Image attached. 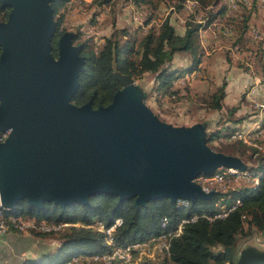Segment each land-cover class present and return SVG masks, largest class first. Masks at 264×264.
I'll list each match as a JSON object with an SVG mask.
<instances>
[{"label": "water", "instance_id": "1", "mask_svg": "<svg viewBox=\"0 0 264 264\" xmlns=\"http://www.w3.org/2000/svg\"><path fill=\"white\" fill-rule=\"evenodd\" d=\"M54 0H0L9 8L0 22V204L8 213L26 201L44 210L90 205L99 195L134 200L135 207L168 199L212 201L196 183L222 168L247 171L237 156L213 150L207 126H175L147 105L146 92L130 76L114 73L121 89L95 109L74 103L85 71L76 33L58 41ZM233 264H264V250L227 248Z\"/></svg>", "mask_w": 264, "mask_h": 264}, {"label": "trees", "instance_id": "2", "mask_svg": "<svg viewBox=\"0 0 264 264\" xmlns=\"http://www.w3.org/2000/svg\"><path fill=\"white\" fill-rule=\"evenodd\" d=\"M110 1L104 0L101 5L108 4ZM160 1L168 3L177 12L186 11L189 2L196 4L195 12L189 16L186 22L184 36L177 34L170 19L167 18L160 27L148 30L139 49L135 47V42L131 39L122 43L120 40L109 38L99 50H96L95 46H90L89 42H85L82 44V54L86 64L85 71L80 77V90L74 98L76 105L82 106L92 102L95 109L100 106H109L116 93L121 89V84L114 78L115 72L130 76L136 82L144 75L151 74L156 78L157 91L171 97L175 94L172 89L179 73L187 75L200 69L204 54L200 40V33L203 29H208L215 21L222 18L226 25L231 27L230 33L234 35L232 39L235 40L233 47L242 44L248 32L251 34L250 21L256 4L250 5V2L247 4L246 1H240L239 4L236 0L233 5L236 6V9L240 5L242 12L241 16L232 17L228 15L229 0L227 5L224 0ZM71 2L72 0H54L52 4L57 22V33L53 42L56 52H58L59 38L67 32L62 30L63 17L60 12ZM134 2L137 6L153 4V0H134ZM200 11H205L207 14L203 22L197 21L195 17ZM9 12L10 9L4 8L0 3V22L7 21ZM149 24L147 23V25ZM123 33L127 36L126 32ZM78 39L79 35L76 34L75 42ZM1 53L2 48L0 47V56ZM180 53L189 54L192 62L189 68L178 72L173 70V64L175 56ZM259 54L264 58L263 48L256 56ZM262 73L264 78V65ZM226 88L227 81L218 87L211 96L210 108L213 112H220L223 109ZM146 96L148 99L147 93ZM234 110L232 109L230 113ZM203 124L208 128V123L204 122ZM222 129L224 131L215 130L209 133V146L222 137L228 136L232 130ZM232 131L234 132V130ZM235 143L237 144L236 152L225 154L240 157L246 163L245 155L249 153L248 157L257 163L256 166L248 165V171L258 174V178L255 179L257 186L219 194L212 201L189 203L188 208L182 207V202L172 205L168 199H163L149 203L146 208L137 209L134 200L121 203L118 197L109 195L91 197L90 205L85 207L76 204L62 209L53 203H47L42 211L30 208L26 201H22L16 212H7L6 215L15 218L36 219L38 222L48 224L80 225L68 228L58 234L31 232V235L40 239L57 240L58 246L54 251L41 258L26 260L23 264H67L75 257L108 254L114 248L151 240L162 234H171L175 231H179V234L168 235L167 243L161 248L164 250L167 247L169 255L158 256L159 259L156 262L147 264H232L234 260L231 261L225 253L227 248L238 251L239 243L249 239L257 232L264 237V155L261 156L259 150L242 141ZM247 175L248 173H240V179ZM214 191H216L215 188ZM223 197H226L225 201L221 206H217ZM237 206L240 207L226 218L214 220V217L221 215V208L222 212L227 213L230 208ZM164 217L169 219L166 226H163ZM194 218L197 220L181 227L184 219ZM119 219L123 221V224L114 231L111 246L108 245V237L104 233L90 228L97 224H103L106 229H109ZM152 258L153 256L147 253V260H152Z\"/></svg>", "mask_w": 264, "mask_h": 264}, {"label": "rangeland", "instance_id": "3", "mask_svg": "<svg viewBox=\"0 0 264 264\" xmlns=\"http://www.w3.org/2000/svg\"><path fill=\"white\" fill-rule=\"evenodd\" d=\"M103 1L72 0L71 4L60 12L63 17L62 30L78 34L79 39L75 42L77 45L89 42L90 46H95L96 50H99L109 38L120 40L122 43L131 39L135 42V47L139 49L142 40L148 34V30L160 27L167 18L170 19L178 35L184 34L186 22L189 16L195 12L196 7V4L189 2L186 11L177 12L168 3L160 0H153V4L147 6H137L134 0H111L108 4L101 5ZM232 1L234 0H229L228 15L232 17L241 16L242 8L239 9L240 5H238L236 9ZM227 2L228 0H224L226 5ZM252 5H255V8H253L255 12H253L250 21L251 34L248 32L244 42L237 47H233L235 40L232 39L234 35L230 33L231 27L227 26L222 18L215 21L208 29L201 31L200 40L204 54L200 69L187 75L179 73L172 89L175 94L171 97L157 91L156 78L151 74L144 75L136 82L148 94L147 105L161 120L175 126H192L197 123L208 122L210 131H214L211 128L214 125L219 130L224 131L221 128L226 125L227 113L220 114L215 120H212V118H215L213 117L215 113L210 106L212 104L211 96L226 81L228 72L222 71L220 66L218 68L214 66H218V63L225 61L226 64L229 63L232 66L236 65L245 69L246 72L252 70V72L261 76L263 74L264 58L261 54L256 55L260 49L264 48V3L252 2ZM206 15L205 11H200L195 17L197 21L203 22ZM147 23L150 24L147 25ZM123 32H126L127 36L123 35ZM250 50H253L251 60L246 57V52ZM191 62L192 58L189 54H177L173 70L178 72L186 70L191 66ZM208 66H213V69L208 68L206 70ZM252 87L250 84L246 87L247 90H245L246 94L244 96L250 93ZM258 104H264L263 99L258 100L252 95L249 100L250 106L247 104L249 111L251 113L260 112ZM246 134L250 136L249 132ZM238 135L241 137H236ZM237 141H242L244 144L259 150L261 156L264 155V142L258 141L254 137L248 138L242 135L241 132L236 133L232 130L228 133V136L222 137L210 146L221 153L236 152L235 147H237V144L235 142ZM245 156L247 165L256 166L257 163L248 157L250 156L249 153ZM246 173H248L247 177L240 179L243 182L232 186L229 184L227 188H219L217 184H214L215 190L220 194H227L233 190L250 187L248 182H252L251 188L257 186L255 179L258 178V174L250 171ZM225 199L226 197L221 198L217 206H221ZM54 241L58 243L57 240ZM248 246L264 250L263 235L257 232L249 239L241 241L237 252ZM158 256H160V252H156L152 260H158Z\"/></svg>", "mask_w": 264, "mask_h": 264}, {"label": "crops", "instance_id": "4", "mask_svg": "<svg viewBox=\"0 0 264 264\" xmlns=\"http://www.w3.org/2000/svg\"><path fill=\"white\" fill-rule=\"evenodd\" d=\"M179 35L184 36V34ZM246 53V57H249V60H251L253 50L247 51ZM218 64V66L214 67L218 68L220 66L222 71L225 70L228 72V78L226 79V98L223 102V109L220 112H214L213 117L215 118H212V120H215L220 114L227 113L228 119L224 128L232 129L236 133L241 132L242 135L248 138L254 137L258 141L264 142V112H261L264 110L251 113L247 106L252 95L258 100L263 99L264 101L263 76L252 72V70L246 72L245 69L236 65L232 66L229 63L226 64L225 61H221ZM208 68L213 69V66H208L206 70ZM249 84L253 86V89L247 96H244L246 94L245 90H247L246 87ZM232 109L235 110L230 113ZM209 128L208 125V133L213 132ZM211 128L214 131L219 130L215 125L214 127L211 126ZM248 132L251 137L246 134ZM57 246L58 243L53 239H40L31 234L19 235L10 233L0 238V264H23L26 260H37L49 252L54 251Z\"/></svg>", "mask_w": 264, "mask_h": 264}, {"label": "bare ground", "instance_id": "5", "mask_svg": "<svg viewBox=\"0 0 264 264\" xmlns=\"http://www.w3.org/2000/svg\"><path fill=\"white\" fill-rule=\"evenodd\" d=\"M233 2H235V0L232 1V3ZM246 3L248 4L249 0H246ZM5 132H7V133H5ZM5 132H0V143H4L11 133L10 130L5 131ZM246 172H248V170L245 172H242L241 174H245ZM224 182H233L232 175H224ZM217 185L219 186V188L220 187L226 188L229 184H217ZM181 202H182V207L188 208L190 202H188V201H181ZM238 207H240V206L230 208L231 210L229 209L228 212L225 213L223 216H221L219 219L226 218L230 213H232ZM6 213H7V211H5V209H3L0 205V229L2 230L3 233H5L7 235L10 233H16L19 235H26V234H31V232L42 233V234H51V233L58 234V233H63L68 228L78 226V225H73V224H63V225L48 224L46 222H38L36 219H28V218H24V217L15 218L12 216H7ZM219 216H217V217H219ZM12 219H14V220H12ZM196 220L197 219L194 218L190 222H194ZM183 221H182L181 227L187 223H190V222H183ZM122 224H123V221L121 219H119L115 222V224L112 227H115V230H116V228L121 226ZM97 225H103V224H97ZM166 225H167V220H165L163 222V226H166ZM90 228H95L100 233H104L108 237L107 238L108 239L107 240L108 245H110V246L112 245L110 230H104V228H101L100 226H92ZM178 234H179V231H175L174 233H171V234H162L159 237L153 238V239H158V238L159 239L151 244L150 249L145 248L142 245L150 242L152 239L151 240L148 239L146 241H139V242L130 243V244H128L122 248H118V249H131L130 250V259L128 261V254H121V260H120V262H118L116 264H143L144 261L147 260V253L148 254L150 253V256H154L156 252H158L159 250H161V248L164 247V245L168 241L169 236L178 235ZM132 247H136V248H132ZM113 254H114V250L108 254H101V255L97 254V255H92V256H79V257L73 258L67 264H98V259H95V258H101L103 256H108V255H113ZM101 264H112V261L111 260H103V261H101Z\"/></svg>", "mask_w": 264, "mask_h": 264}, {"label": "built area", "instance_id": "6", "mask_svg": "<svg viewBox=\"0 0 264 264\" xmlns=\"http://www.w3.org/2000/svg\"><path fill=\"white\" fill-rule=\"evenodd\" d=\"M239 4H240V0H238ZM252 2H259V3H264V1H256V0H250V4L252 5ZM241 8V6H240ZM255 12V9H253ZM257 10V9H256ZM259 107V110H264V104H258L257 105ZM7 133V132H5ZM236 137H241L240 135L236 136ZM243 171H239L236 169H226V168H222L220 170H218L215 174L211 175V176H207V175H201L199 178H197L195 181L197 184H199L203 191L206 193H210L212 191H214V184H239L240 182H243V180H240V173H242ZM224 175H233V182H224ZM250 184V187H252V182H248ZM181 202V201H179ZM1 205V204H0ZM228 205V204H226ZM231 210V209H230ZM226 212H222V208H221V215L219 217H214V220L217 218H220L221 216H223ZM26 218V217H25ZM14 220V219H12ZM165 220H169L168 218L164 217L163 218V222ZM193 219H185L183 222H190ZM58 225H63V224H58ZM96 226H100L101 228H104V230H110L111 232V243L112 241V235L115 231V227H111L109 229H106L104 225H96ZM7 234L3 233L2 230L0 229V238L6 236ZM165 237V236H164ZM159 239V238H158ZM158 239H152L150 242L142 245L145 248L150 249L151 244L155 241H157ZM132 248H136V247H132ZM130 250L131 249H118V248H114V254L113 255H108V256H103L101 258H95L98 259V264H101V261L103 260H111L112 264H116L118 262H120L121 260V254H128V261L130 259ZM169 255L168 254V248L166 247L164 250L160 251V257ZM157 260H145L143 264H147L148 262H156Z\"/></svg>", "mask_w": 264, "mask_h": 264}, {"label": "flooded vegetation", "instance_id": "7", "mask_svg": "<svg viewBox=\"0 0 264 264\" xmlns=\"http://www.w3.org/2000/svg\"><path fill=\"white\" fill-rule=\"evenodd\" d=\"M237 256H238V253H236L235 257H234V262L237 260ZM233 264V263H232Z\"/></svg>", "mask_w": 264, "mask_h": 264}]
</instances>
